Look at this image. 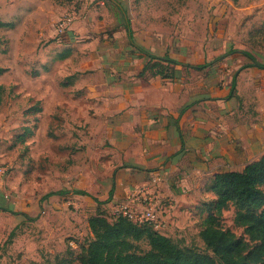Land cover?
<instances>
[{
    "label": "crops",
    "instance_id": "obj_1",
    "mask_svg": "<svg viewBox=\"0 0 264 264\" xmlns=\"http://www.w3.org/2000/svg\"><path fill=\"white\" fill-rule=\"evenodd\" d=\"M65 14L74 16L67 34L62 40H46L53 34L52 24ZM26 15L32 25L21 30L15 49L29 45L34 52L29 58L18 53L14 63L20 68L19 61L26 59L28 74L43 81L37 92L26 96L43 108L48 104L61 110L65 120L55 127L66 129L74 143L88 140L94 169H75L76 185L86 189L84 198L108 220L131 194L136 213L146 209V199H153L161 221L155 230L174 240L187 227L190 211L201 216L205 204L215 201L209 187L216 174L241 172L264 155V84L257 87L254 81L264 74L251 70L258 71V66L246 67L248 72L227 70L222 88L205 93L200 84L201 92H196L183 80L182 66L175 68L172 79L141 76L148 59L129 44L112 1L0 0L1 22ZM41 24L47 32L39 30ZM134 41L163 56L154 46L139 45L135 34ZM227 57L218 62L231 59ZM234 79L236 92L230 98ZM244 80L257 100L241 97ZM81 130H89L87 138ZM79 174H85V182ZM88 231L92 236L89 226Z\"/></svg>",
    "mask_w": 264,
    "mask_h": 264
},
{
    "label": "rangeland",
    "instance_id": "obj_2",
    "mask_svg": "<svg viewBox=\"0 0 264 264\" xmlns=\"http://www.w3.org/2000/svg\"><path fill=\"white\" fill-rule=\"evenodd\" d=\"M65 1L55 0L56 3ZM120 1L127 10L139 45L154 46L163 56L195 66L221 56L231 58L205 70L184 69L183 80L194 86L196 92H201L197 88L202 84L205 93L209 90L214 93L222 88L221 78L227 70L234 73L233 68L239 67V72H248L244 66H255L233 51L250 53L264 67V0ZM1 23L7 26L0 25V69L3 70L0 74V169L4 170L0 208L7 211L0 210V264H78L82 249L92 238L88 220L98 211L81 195L88 193L76 185L78 174L74 170L84 166L94 169V160H91L94 155L87 139H82L81 144L74 143L66 129L55 127L65 120L61 110L55 111L48 104L43 108L40 102L26 96L43 86L42 80L28 74L26 59L19 61L20 68L14 63L18 53L24 52L29 58L34 52L29 45L19 52L15 49L21 30L32 25L31 17L8 16ZM55 24H52L53 34ZM39 30L48 31L45 24ZM53 34L46 40H56ZM11 66L17 70L12 72ZM251 70L264 74V69ZM254 81L259 87L264 84V77ZM247 86L244 80L240 92L243 100L247 96L257 100L254 92L249 94ZM260 99L264 100V93ZM81 131L82 137L87 138L89 130ZM85 178V174H79L83 182ZM59 191L65 194L53 196L49 204L46 200L40 205L45 195ZM198 212L190 211L187 227L174 237L182 247L205 252L199 232L208 217L214 219L216 227L232 232L250 248L255 246L245 228L236 223L240 210L235 204L230 203L221 211L211 208L201 216ZM105 214L111 218L110 213ZM141 248L146 249L145 244Z\"/></svg>",
    "mask_w": 264,
    "mask_h": 264
},
{
    "label": "trees",
    "instance_id": "obj_3",
    "mask_svg": "<svg viewBox=\"0 0 264 264\" xmlns=\"http://www.w3.org/2000/svg\"><path fill=\"white\" fill-rule=\"evenodd\" d=\"M108 1L115 4L122 17L129 44L148 59L141 76L148 74L172 79L177 66L203 70L226 57L221 56L208 63L190 66L168 55L162 57L152 55L135 44L131 21L123 5L116 0ZM0 25L7 26L1 22ZM231 53L243 55L254 65L264 69L248 52ZM246 67L248 66L243 69ZM2 72L3 70L0 69V74ZM234 91L235 79L230 98L234 95ZM209 191L216 199L205 204L201 213L204 214L211 208L221 211L230 203L235 204L240 210L236 216V223L245 228L249 240L255 243L254 247L250 248L232 232L216 227L211 217L202 222L199 235L205 246V252H199L194 248L182 247L175 240L161 235L154 229L153 224L137 225L123 217L110 221L103 212L98 211L88 220L92 238L82 249L83 254L78 264H264V155L247 165L241 172L216 174ZM64 194L60 191L51 192L41 201ZM81 195L88 196L85 193ZM92 199L101 204L96 199ZM0 210L4 209L0 208ZM142 243L145 244L146 249L141 248Z\"/></svg>",
    "mask_w": 264,
    "mask_h": 264
},
{
    "label": "built area",
    "instance_id": "obj_4",
    "mask_svg": "<svg viewBox=\"0 0 264 264\" xmlns=\"http://www.w3.org/2000/svg\"><path fill=\"white\" fill-rule=\"evenodd\" d=\"M74 22V16L72 14H65L56 22L54 26L55 38L62 40L63 37L69 31L71 25ZM4 170L0 169V182L3 181ZM156 183V181L154 182ZM134 196L131 194L125 204L117 208L112 217L113 220L123 217L133 222L134 224L141 225L144 223L153 224L154 229L161 223L160 217L158 216L159 208L156 201L153 199H146V209L141 213H136L132 211L131 204L133 203Z\"/></svg>",
    "mask_w": 264,
    "mask_h": 264
}]
</instances>
